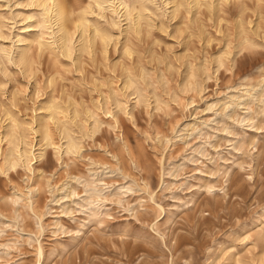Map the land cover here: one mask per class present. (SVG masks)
Here are the masks:
<instances>
[{"label":"rangeland","instance_id":"1","mask_svg":"<svg viewBox=\"0 0 264 264\" xmlns=\"http://www.w3.org/2000/svg\"><path fill=\"white\" fill-rule=\"evenodd\" d=\"M45 1L0 0V264H264V0Z\"/></svg>","mask_w":264,"mask_h":264},{"label":"bare ground","instance_id":"2","mask_svg":"<svg viewBox=\"0 0 264 264\" xmlns=\"http://www.w3.org/2000/svg\"><path fill=\"white\" fill-rule=\"evenodd\" d=\"M95 2H96V5H97V8L104 14L108 11V12L114 13L115 15L120 16L123 12H125V14H126V12H128L130 10V9H128V5L125 2L121 1V0H95ZM43 3H44V8H46L45 9L46 13H47L49 19H51L49 21H52L54 19V22H57V20L59 19L58 17H60L62 15V13H63V12H61L59 5L57 4V0H50V2L49 1H45ZM50 4H52V7H51ZM49 21H47V22H49ZM19 154H20V158L22 159L23 154L21 152ZM13 166L15 167L16 165H13Z\"/></svg>","mask_w":264,"mask_h":264}]
</instances>
